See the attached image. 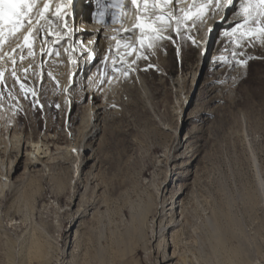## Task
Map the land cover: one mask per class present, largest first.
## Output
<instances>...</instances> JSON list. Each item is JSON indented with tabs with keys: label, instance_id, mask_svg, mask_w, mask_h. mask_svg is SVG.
<instances>
[{
	"label": "rangeland",
	"instance_id": "rangeland-1",
	"mask_svg": "<svg viewBox=\"0 0 264 264\" xmlns=\"http://www.w3.org/2000/svg\"><path fill=\"white\" fill-rule=\"evenodd\" d=\"M110 1L52 0L48 24L39 22L45 31L33 40L37 55L23 41L17 42L21 47L4 45L0 136L17 132L25 143L22 153L9 145L6 153L0 149L4 160H19L6 174L9 185L0 197V264H150L138 248L142 239L136 227L154 245L152 230L161 210L169 215L176 202L188 219L180 231L190 264L200 257L201 264H243L230 252L237 236L264 264V43L237 47V38L230 35L243 22L236 15L241 0L226 8L213 1L204 23L190 30L189 21L177 33L173 21L168 27L173 37L157 40L164 63L150 47L149 60L140 59L131 42L121 48L126 60L134 61L139 79L124 63L113 64L103 48L95 50L100 39L87 47L97 14L112 11L106 9ZM142 4L132 5L135 15L161 14L151 5L145 11ZM184 4L173 0L164 11L177 15ZM104 19L101 32L111 25L110 17ZM49 25L54 35H47ZM137 32L135 28L128 38ZM116 49L113 54L123 58ZM85 50L93 52L92 61L85 62ZM233 53L241 55L234 58ZM249 56L246 65L236 63ZM97 124L95 141L91 135ZM30 138H46L54 157L46 166L37 164L41 173L27 169ZM58 163L65 168L60 170ZM80 171L93 178L86 191L84 175L78 180ZM69 183H75L78 193L71 204ZM80 194L84 202L78 205ZM230 217L237 221L231 230ZM212 224L221 232L220 243L211 255L216 260L205 262ZM74 234L79 243L71 247Z\"/></svg>",
	"mask_w": 264,
	"mask_h": 264
},
{
	"label": "bare ground",
	"instance_id": "bare-ground-1",
	"mask_svg": "<svg viewBox=\"0 0 264 264\" xmlns=\"http://www.w3.org/2000/svg\"><path fill=\"white\" fill-rule=\"evenodd\" d=\"M112 1H113V4H112ZM182 1H184V3H185L184 4L185 5L184 7H183V5L181 6V7L184 8V10H187L188 9V6H189V3L190 2L191 3H190L189 8L192 7V0H182ZM213 1L215 2V0H213ZM186 3H187V6H186ZM115 4H117V3L114 2V0H111L110 1V5L111 6L110 5H107V8L106 9L112 10V11L110 12V11H107V10H103V12H102L103 15H101V13H100V14H97V17L96 18L94 17L95 18V21L97 22V25H95L93 27V29H95V34L92 37V40L88 43V46L87 47L89 48L90 45H92V43H93L94 40H96V39L99 40L100 39V43L98 45L95 44L96 45V49L95 50L98 51V49H102L103 48L104 49V52L108 55V58L111 59V62L113 64L114 63L116 64V62H117L118 64H122L123 65V63H124V69H128L131 74H133L134 76L138 77L139 76V73H138V71L136 70V68L134 66L135 64L134 65L132 64L133 61L131 62V61L126 60V58L124 57L125 55L123 56L122 53L120 52V49L121 48L125 47L127 44H130V42H131L132 46H133V44H134V46H138V51H139V54H140L138 56L140 57V59L141 58H144V59L147 58L149 60V58H150V57L146 56L147 50H148L147 47H141L140 44H139V37L141 35L139 29H137L138 32L134 35V37H132L131 39L128 38L129 34H131L132 31L135 29L134 26L137 23L136 17L138 16V14L137 15L134 14V10H133L134 8H132V5H134V4H132L131 0H122V3L119 5V8H117V5H115ZM41 5L43 6V1L42 0L40 1V6ZM134 6L137 7L138 5H134ZM142 6H144V5L142 4L141 7ZM167 7H169V6H167ZM152 9H153V7H152ZM208 10H209V7H208ZM116 11H118V12L120 11V13H122L121 11H123V13L121 15V14L117 13ZM176 13H177V15H182L183 14L182 11H181V8L180 9L177 8V12ZM159 14L160 13H157V15H159ZM104 17H110L111 25L108 26V28H106V29L104 28L103 31L101 32V30H99V25H100V21L103 22L105 20ZM154 18L155 17H153L151 15V17L145 18V19H154ZM48 22L49 21L45 19V23L48 24ZM46 24H45V26H46ZM163 33H164V35L166 37H170V38L173 37V33H172V31L169 28H166L162 32V34ZM104 37L107 38V39H105V40H107L106 42L104 40ZM21 38H22V36H20L19 39L15 38L14 40H12V38H11V41L12 42H9V41L7 42V40H6V42H5L4 45H6L7 47H11V46H13L14 43L15 44H19V43H17L18 41H20L22 43L23 40ZM121 40H123V43H122V45H119V46H121L119 48V47H117V45L120 43ZM158 42L159 41H156L155 42V45L153 47H150V48H151V51H153L154 56L156 58H158V61L161 60L164 63L165 60H164V58L162 56H160V52H159V50L157 48V46L159 45ZM146 44H147V41H146ZM4 45H3V48L0 49V51H2V52H4L3 51L4 50ZM113 47H117L116 50L118 52V55H121V57L123 56V58H119V57H117V56H115L113 54ZM90 49H91V47H90ZM96 51H94V52L96 53ZM32 52L37 55V53H38L37 45H35L33 47ZM84 52L85 53L87 52L86 53V56H85L86 57L85 58V62L87 60H89V61L91 60L92 61L93 59H92L91 53L93 54V52L86 51V50ZM103 55H105V54H103ZM9 56H11V51L8 52V57ZM36 58H35V60H36ZM122 60H123V63H121ZM8 62H10V61H8ZM7 64H9V63H7ZM88 71H89V69L87 70V72ZM4 72H5V76H7V72L6 71H4ZM138 79H139V77H138ZM205 119L206 118H202L201 120L204 121ZM89 124H90V122H89ZM200 124H202V123H200ZM93 128H95V131L93 132V134L91 133L92 134L91 136H92V140H95L96 141L98 139V136H99L100 127L97 124ZM45 140H47V139L45 138ZM45 140L44 141L43 140L35 141L33 138L32 139L30 138V139H28V141H26V155L25 156L27 157L26 161H28L27 162V169L30 172L41 173L42 170L37 168V164H40V165L42 164V165H45L46 166L47 163H49L51 160H54V157L52 156V153L50 152L51 151L50 150V145L47 144V143H45ZM184 141L186 142L187 139H185ZM24 143H25V140L22 141L21 134H19L17 132H9L8 137H6V136L5 137L0 136V149L1 148H4L3 149L4 152L7 150V147L9 145V147H10L9 149L12 148V149H16L17 151H20L21 150V153H22L23 152ZM182 145H183V143H181V141L178 142L177 143V148H175V149L176 150H179V148ZM28 148H30V150ZM59 151H61V150H59ZM18 163H19V160H18L17 157L15 159L9 158L8 160H4V158H2L0 156V197L3 195L5 189H7L8 188V185H9V180H8L6 174L7 173H11L12 172L11 169L13 167L15 168L18 165ZM57 165H58V168L60 170L61 169L63 170L65 168L63 166V164L58 163ZM83 175H84V173L82 171H80V174L78 176V180L83 181ZM72 178L73 177L70 176L69 182L72 180ZM263 179H264V177H263ZM84 180H85L84 186H85V191H86L89 188L88 187L89 186L88 182L89 181H92L93 178L92 177H88L87 175H84ZM94 182L95 181H93V183ZM260 183L263 185L262 181ZM69 184H70L69 186L71 187L72 186L71 183H69ZM164 186H163V188H164ZM96 187L97 186L94 185L93 189L96 188ZM263 188H264V186H263ZM74 189H75V183L72 186V191ZM75 192H76V190H75ZM77 195H78V193L75 195V193L73 191L72 194H71V196H68V198L71 199L69 201L70 204H71V202L73 200L76 199ZM251 197H252V194H251ZM256 200H258V199H256ZM259 201H261V200H259ZM83 202H84V197H83V195L80 194L79 195V199H78V205H81ZM165 202H166L165 197H163L162 204H164ZM257 203L259 205L260 202L257 201ZM176 204L177 205L179 204V205L178 206L176 205V207H174L175 204L173 203V205L170 208V214L169 215L167 214L166 211H165L166 213L163 214L164 209L161 210L160 215H159V221L156 223L155 229L152 230V231H154V233H152V234L155 237L154 238V242H155L154 245L153 244H149V242H147L148 240L146 241L144 231L141 229V227L140 226H137L136 227L137 232H138L137 237H140L142 239V241H140V244H138V246H139L138 248L144 251V253H145V260L147 262H149L150 264H190V262H192L191 258L189 257V253L187 255L188 250H187V248L185 246L186 243L184 241V239H185L184 238V235L185 234L182 233V231H180V228H182L185 225V222L188 219L185 220V217L186 216L184 215V208L181 205V203L180 202H176ZM261 204L264 207V203H261ZM255 205H256V202H255ZM178 209L179 210L181 209L180 212L178 211ZM259 209H260V207H259ZM167 216L170 217L169 218L170 220H167ZM142 221H143V218H142ZM8 223L9 224H13L15 222H11L10 221ZM140 223H142V222H140ZM228 224H229V227H230L229 230H231L232 227L237 226V221L233 217H230ZM210 226H211L210 227V236H209V238L207 240L210 242L211 251H210V254L206 256L205 259L202 258L205 262H206V260L208 258H210L211 260H216L215 257L214 256H211V255H213L216 252V249H217V246H218V245H216V241L218 242V244L220 243V235H221V232L219 231L218 227H215V225L212 224ZM157 228H158V230H157ZM196 230H197V228H196ZM239 231H240V229H239ZM189 232H187L186 234H188ZM240 233H242V232L240 231ZM225 234H227L228 236L229 235H232V233H230L228 230L225 231ZM192 235H193V231H192ZM230 237H232V236H230ZM246 237H248V236H246ZM235 238H237V240L235 239L236 241L234 240V242H235L236 245L232 248V250H230V252L233 255L236 256V259L239 261V263H243V264H255L253 262H255L256 259H258L257 261H259V264H262V262L259 259H263V257L262 258H259L260 256L259 257L258 256L255 257L254 255H252L251 249L248 248V246L245 244V242L241 238H239L238 236L235 237ZM186 240H189V239H186ZM78 243H79L78 237L74 234V237H73V240H72V243H71V247H73V246L76 247V245H78ZM248 245H249V243H248ZM41 251H43V248H41ZM152 252H156L155 256L154 255L152 256ZM193 256H192V258H194ZM187 257H189V258H187ZM200 259H201V257L199 259H197V260L194 258V262L196 260V262H195L196 264H201ZM67 262H70V261H67Z\"/></svg>",
	"mask_w": 264,
	"mask_h": 264
},
{
	"label": "snow or ice",
	"instance_id": "snow-or-ice-1",
	"mask_svg": "<svg viewBox=\"0 0 264 264\" xmlns=\"http://www.w3.org/2000/svg\"><path fill=\"white\" fill-rule=\"evenodd\" d=\"M50 2L51 0H43V6H40V0H0V49L6 42V38H17L22 36L23 47L31 50L33 47V40L36 35L42 31H45L44 25H41L40 20H45L50 17ZM101 0H97L100 4ZM119 6L122 0H114ZM132 4L139 5L143 3L145 11L149 5L161 10V14L156 15L154 19H145L144 17L137 16V23L135 28L139 29L141 35L139 37V44L141 47H153L155 42L164 37L162 32L171 27L172 22L176 24V31L179 33L181 28L185 27L187 22H191L188 25V30L197 24L204 23V17L208 12L209 5L213 4V0H192V7L187 10H181L182 15H175L172 11H164V9L172 4L173 0H131ZM179 3V0H176ZM233 4V0H215V5L219 7H228ZM214 15V13H212ZM56 16L60 15V7L56 9ZM103 15V13H101ZM236 15L243 17L242 23H236L235 28L232 29L230 35L236 37L237 47H243L244 43H253L256 40H260L264 43V0H241L240 10ZM33 16L36 17L33 20ZM51 25L48 26L47 35H54L50 30ZM211 31V29H209ZM147 41V44H146ZM17 47L21 45L17 44ZM119 47V44L117 45ZM127 47H131L130 45ZM133 49L128 54H133ZM43 53V49H41ZM6 53L0 51V59H4ZM241 55L240 53H233V57ZM253 57H247L246 59L236 60L239 65H246L248 60ZM15 63V60H13ZM123 63V60L121 61ZM134 63V61H133ZM26 71V70H25ZM127 71L124 75L127 76ZM12 75L16 77V72L13 71ZM4 72L0 71V80L3 79ZM18 80V78H17ZM21 90L26 89L24 83H20ZM35 95V92H32ZM27 92H25V98Z\"/></svg>",
	"mask_w": 264,
	"mask_h": 264
}]
</instances>
